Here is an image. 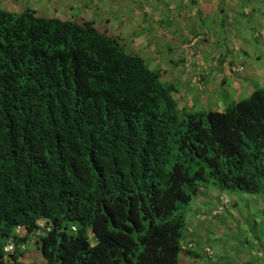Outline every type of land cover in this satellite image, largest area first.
I'll use <instances>...</instances> for the list:
<instances>
[{
  "label": "trees",
  "instance_id": "trees-1",
  "mask_svg": "<svg viewBox=\"0 0 264 264\" xmlns=\"http://www.w3.org/2000/svg\"><path fill=\"white\" fill-rule=\"evenodd\" d=\"M75 20L0 9V264L29 247L44 264H179L199 191L264 195V88L188 112L163 71Z\"/></svg>",
  "mask_w": 264,
  "mask_h": 264
},
{
  "label": "rangeland",
  "instance_id": "rangeland-1",
  "mask_svg": "<svg viewBox=\"0 0 264 264\" xmlns=\"http://www.w3.org/2000/svg\"><path fill=\"white\" fill-rule=\"evenodd\" d=\"M262 1L264 0H0V9L15 13L31 10L40 18L94 21L100 32L110 37H118L126 52L139 53L150 69H163V74L166 75L161 79L162 82H175L178 80L177 71L188 69L187 66L184 68L182 63L172 69L169 62L171 56L167 58L162 55L167 52L168 47L175 46L174 42L183 35V26L179 24V20H182L184 13L188 16H184L183 20L187 18L186 24L192 36H206L205 33H208L206 37L209 40L205 42L210 43L211 50L214 49L212 55H216L214 61L221 67L222 73L219 74L222 75L214 77L210 89L207 87V90L200 87L203 81L200 83L198 80L188 85L189 88H183L182 84L176 85L177 93L173 96L178 108L188 112H222L228 105L246 100L255 90L264 88V13L258 10ZM211 8L215 9L216 13L207 15L206 10ZM236 14L241 17H233ZM224 17L223 32L216 34L220 18ZM160 18L164 20V24L165 18H172L173 21H169L172 24H159ZM142 28L144 31L140 30ZM141 32H146L145 37ZM251 32L260 40L255 51L251 45V51H248L249 45L246 43L247 34ZM243 44L248 48L246 54L241 56L235 46L241 47ZM192 48L193 46L183 48L187 56L191 57L189 66L204 68V65L210 64L203 62L202 57L195 59ZM240 57H250L248 60L242 59V73L234 76L232 72H226V67L239 64L236 59ZM207 60L210 62V57ZM208 67L212 70V66ZM217 71L216 68L215 72ZM250 72L254 73V78L259 74L263 75L256 80H261V84L250 83L253 92L246 94L243 88L248 83L242 81L241 76H247ZM235 79L240 80L239 86L233 85ZM204 192L210 195L223 193L227 199L223 202L225 207L221 204L219 214L217 207L209 214V217L219 224L217 231L211 233V240L202 248L196 245L191 247V250L202 253L196 264H264V195L222 192L212 187L204 189ZM226 211L229 213L224 214ZM206 220L203 218L202 222ZM28 253L30 262L25 260L27 264H43L40 254L33 247H29ZM33 253L34 260V257H31Z\"/></svg>",
  "mask_w": 264,
  "mask_h": 264
},
{
  "label": "crops",
  "instance_id": "crops-1",
  "mask_svg": "<svg viewBox=\"0 0 264 264\" xmlns=\"http://www.w3.org/2000/svg\"><path fill=\"white\" fill-rule=\"evenodd\" d=\"M188 13H191V12L188 11ZM206 13H207V15H214L216 13V10L213 8L207 9ZM192 14H194V13H192ZM184 16H188V15H185L183 13V17ZM183 17H182V20H183ZM205 18H207V17L205 16ZM182 20L181 19L179 20V22H180L179 24H182L181 26H183V30H182L183 35H180L181 37H179V40L174 42L175 46L169 45L170 47H168L167 52L165 54H162V55L166 56L167 58L171 56V59L169 62H170V65H172V69L177 68L180 63H182L184 65V68H185L186 62H190L191 57H189V55L187 56V52L185 53L183 48L193 46V48L191 50H193L194 53H201V56L203 58V62H207L210 64L204 65L205 69L201 68V67L195 68L194 65H192V67H189V69L178 70L177 71L178 80L176 79L177 81L166 82L167 81L166 80L165 82H163L165 84H169V85H172L173 87H175L176 92L174 94L177 93L178 87H176V85L182 84L183 88H185V87L189 88L187 86L188 85L190 86L191 83H193V81H195V80H198L200 83L203 81L202 82L203 86L201 84L200 87H202V88L204 87V89L207 90V87L209 88L212 85V81L216 78V76L219 77L222 75V74H219V73H222L220 70L221 67L219 65H217L216 61H214V58H216V55L215 56L212 55V53H214V49L211 50L210 43L205 42V40L208 39V37H206L208 35V33L207 32L205 33L206 36H203L202 34H200L201 36H199V34H197L196 36H192L191 32L189 31L190 29H189L188 25L186 24L187 18L183 21ZM160 21L163 25L168 26V25L172 24V23H169V21H173V19L172 18H170V19L165 18V21H166L165 24L163 22L164 21L163 19L160 18ZM222 23H223V18H220V25L217 26V28H216V34L223 32L222 27L224 25ZM140 30L144 31L143 28ZM141 33H142L141 35L143 37H145L146 32H141ZM210 35H212V32H210ZM184 38H186V39L183 40ZM176 42L181 43L180 46H178L179 43H176ZM182 44H185L188 46H185V45L183 46ZM154 48H155V45H154ZM162 55H161V57H162ZM247 55H248V53H247ZM209 57H210V62L207 60V58H209ZM225 57H226V55H225ZM228 58H231V57H228ZM249 58L250 57L237 58L238 60L237 59L236 60L237 61H241L240 59L248 60ZM183 61H185V63H183ZM226 63H228V62H226ZM208 66H212V70ZM207 68H209V70ZM216 68L218 70L217 72H215ZM161 70L163 71V69H161ZM212 71H214V72H212ZM164 72H165V69H164ZM226 72H229V70H227V67H226ZM263 74H264V72H263ZM263 74H259L255 78L252 76V75H254V73H252V74L249 73L247 76H245L243 74L241 76V80L246 81L248 83V85L245 88H243V90L246 92V94H248L249 92L250 93L253 92V90L250 87V83L256 82L255 84H257V85L261 84V80L260 81H256V80H259ZM165 75L166 74L164 73L163 79L165 78ZM239 81H240L239 79H235V82L233 83V85L239 86L240 85ZM174 100H175V98H174ZM226 199L227 198L223 195V193H220V194L214 193V194L210 195L208 193H205L203 190L199 191L197 196H195L193 198V200L189 204L187 211H186V229H185V233H184V236H183L182 242H181L182 248H181V255H180V262H182V264H196L197 262H199V259L201 257L200 254H202V253H200L199 251H195V249L191 250L189 252H186L187 249L185 246H187L188 244H192V245H196L199 248H202L207 241L211 240V233L214 230L217 231L219 224L214 222V219L210 218L209 214H210L211 210L215 209L216 207L217 208L220 207L221 204H223V207H225L223 202H225ZM225 213H229V212L226 211V212H224V214ZM203 218H206L207 220L202 222ZM235 255H236V252H235Z\"/></svg>",
  "mask_w": 264,
  "mask_h": 264
},
{
  "label": "clouds",
  "instance_id": "clouds-1",
  "mask_svg": "<svg viewBox=\"0 0 264 264\" xmlns=\"http://www.w3.org/2000/svg\"><path fill=\"white\" fill-rule=\"evenodd\" d=\"M10 12L11 13H15V12H12V11H10ZM15 14H21V12L20 13H15ZM186 46H188V45H186ZM187 48H190V47H185L184 49H187ZM188 50H190V49H188ZM200 57H202L200 53H194V58L195 59H198ZM189 63L191 64V61L186 63V66L188 67V69H189V67H191V66L188 65ZM227 70H228V68H227ZM243 70H244L243 68H238V67H230L229 68V72H232L234 74V76H236L235 74L242 73ZM49 231H50V226L45 227L43 223H40L39 229H38V231L35 232V235H34L35 239H38L39 237H42L43 235H45V233H48ZM72 231H74V228H72ZM17 233H18V231H16V234ZM190 245H191V247L193 246L192 244H188L187 246H185L186 249L191 250V248H189ZM9 250L10 249L8 247H5V251L6 252H9Z\"/></svg>",
  "mask_w": 264,
  "mask_h": 264
},
{
  "label": "built area",
  "instance_id": "built-area-1",
  "mask_svg": "<svg viewBox=\"0 0 264 264\" xmlns=\"http://www.w3.org/2000/svg\"><path fill=\"white\" fill-rule=\"evenodd\" d=\"M220 211H221V206H220V207H218V211H217V213L219 214V213H220ZM217 213H216V212H214V215L216 214V216H217ZM189 248H191V245L189 246Z\"/></svg>",
  "mask_w": 264,
  "mask_h": 264
}]
</instances>
